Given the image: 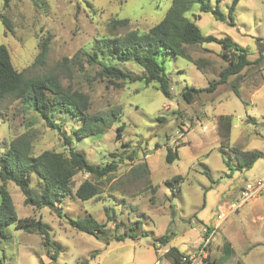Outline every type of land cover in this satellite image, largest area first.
I'll use <instances>...</instances> for the list:
<instances>
[{
  "label": "rangeland",
  "instance_id": "1",
  "mask_svg": "<svg viewBox=\"0 0 264 264\" xmlns=\"http://www.w3.org/2000/svg\"><path fill=\"white\" fill-rule=\"evenodd\" d=\"M206 1L217 4L226 14L232 2ZM2 4L0 0V44L8 49L17 71L26 76L58 75L65 88L88 95V112L92 114L118 111L117 119L101 136L73 138V145L90 163L117 166L104 179L84 172L74 175L72 193L56 203L62 216L48 207L25 204L19 187L13 181L5 183L18 218L41 219L49 226L55 246L49 250H57V264H173L165 256L169 246L184 254L193 253L203 228H213L220 207H230L233 194L245 182L264 180V0H237L233 24L199 11L193 4L187 15L203 34L228 35L247 49L250 61H255L260 50L261 58L243 68L238 78L232 75L212 92L198 93L191 103L181 96L184 85L204 88L218 79L227 65L217 43L186 46L190 60L159 57L170 79L171 98L140 81L116 88L100 80L96 73L100 65L90 64L84 53L92 54L104 38L122 36L130 30L147 31L162 19L171 0H8L4 9ZM113 19H125L126 24L114 23ZM44 44L46 53L39 58ZM101 54L98 59L104 61L107 57ZM124 68L141 71L131 62ZM236 78L241 97L232 90L231 82ZM221 114L230 115L232 120L225 147H221L217 130ZM65 122L68 131L70 121ZM122 124L118 138L117 127ZM24 133L31 140L33 154L65 150L61 136L38 114L11 97L0 99V154L5 145ZM168 146L178 152L172 163L165 161ZM233 147L257 150L262 155L252 166L239 170ZM177 175L181 179L173 181ZM84 180L99 189L87 200L74 194ZM31 183L39 190L34 175ZM87 215L109 228L107 242L77 231L67 222V216ZM136 221V232L144 231V235L115 240L114 236L135 226ZM165 233L171 236L170 241L157 242ZM236 261L264 264V195L230 212L211 238L205 264ZM0 264L54 263L37 232L10 224L0 237Z\"/></svg>",
  "mask_w": 264,
  "mask_h": 264
},
{
  "label": "trees",
  "instance_id": "2",
  "mask_svg": "<svg viewBox=\"0 0 264 264\" xmlns=\"http://www.w3.org/2000/svg\"><path fill=\"white\" fill-rule=\"evenodd\" d=\"M237 0H232L228 7L227 14L221 11L216 4L212 6L206 0H171L162 19L152 25L145 32L130 30L122 36H110L104 38L102 46L89 54L84 52L90 64L98 63L99 70L96 72L100 80L110 83L116 88H122L129 83L142 82L145 87L156 86V88L167 98L172 97L170 79L165 72L163 62L159 61L160 56H181L186 60L189 55L185 52L186 46H193L203 43H217L221 49V57L227 61V65L220 71L218 79L212 80L204 88H196L192 85H184L181 90L182 98L191 103L194 97L202 92H212L217 85L224 83L228 77L237 75L249 64L258 63L261 58V50L255 61L248 59L246 48L234 42L230 36L217 37L212 34H203L195 20L187 15L192 11L193 4L198 5L201 12H210L216 19L233 24V11ZM8 4L3 0L2 8ZM196 16V14H193ZM198 17V16H197ZM114 23L126 24L125 19L112 20ZM3 25L7 28L8 23L2 19ZM100 51V52H98ZM46 45L42 46L39 58L44 57ZM102 53L105 60L98 59ZM66 60V58H64ZM110 61H107L109 60ZM133 63L140 68L137 73L134 70L124 68V64ZM196 63V62H195ZM237 78L231 82L232 90L238 97H241L237 88ZM11 97L18 100L26 108L38 114L47 127L56 130L63 139L64 151L44 150L38 154L31 152V140L28 134L24 133L11 140L4 147L0 154V237L5 235V228L14 224L16 228L37 232L42 238V244L47 247V254L54 264L56 263L57 250L50 252L49 248H55L50 239L49 226L41 219L33 217L18 218L11 195L5 186L6 181H13L24 196L25 204L37 208L48 207L53 209L58 216H62L61 202L72 193V178L78 172L92 174L97 179L109 177L116 168V163L104 165L90 163L85 154L76 149L73 145V138H94L99 137L105 128L111 126L112 121L117 119V110L107 113L88 112L90 102L88 95L82 91L65 88L56 74H43L40 76H26L23 72L17 71L11 62L10 54L5 45L0 44V99ZM56 116V117H55ZM119 118V117H118ZM68 120L69 132L64 129ZM252 122L254 119L251 118ZM232 127L231 116L221 114L218 117L217 130L220 136L221 147L228 145L229 135ZM123 124L117 127V136ZM178 145L176 146V148ZM176 148H166L165 161L172 163L178 158ZM236 169L248 168L261 157L257 150H242L233 147ZM228 169L229 164L225 162ZM35 176L39 190H36L31 183V177ZM181 179L180 175L173 178V181ZM99 193L95 183L84 180L74 191L76 197L87 200ZM110 211H113L110 208ZM105 215L109 216V208H105ZM68 224L77 231L103 238L108 241V231L104 223L97 221L91 215L81 218L67 216ZM130 226L120 235L114 236L115 240L121 241L125 238L136 239L145 232L139 234L136 229L139 223ZM117 225V224H115ZM171 239L168 233L159 236L156 241L166 244ZM189 254L180 252L176 247L169 246L165 252L173 264H187L183 257ZM81 264H88L84 261ZM235 264H243L236 261Z\"/></svg>",
  "mask_w": 264,
  "mask_h": 264
},
{
  "label": "built area",
  "instance_id": "3",
  "mask_svg": "<svg viewBox=\"0 0 264 264\" xmlns=\"http://www.w3.org/2000/svg\"><path fill=\"white\" fill-rule=\"evenodd\" d=\"M264 195V180L247 181L234 197V201L228 208H221L217 213L213 228H203L200 242L197 244L196 250L190 253L187 257H183V261L187 264H205V259L208 256L209 244L215 230L220 226L225 217L232 211L241 207L247 202H250L259 196Z\"/></svg>",
  "mask_w": 264,
  "mask_h": 264
},
{
  "label": "crops",
  "instance_id": "4",
  "mask_svg": "<svg viewBox=\"0 0 264 264\" xmlns=\"http://www.w3.org/2000/svg\"><path fill=\"white\" fill-rule=\"evenodd\" d=\"M237 192L233 194L232 199L236 196ZM170 241V240H169ZM168 243V242H167Z\"/></svg>",
  "mask_w": 264,
  "mask_h": 264
}]
</instances>
